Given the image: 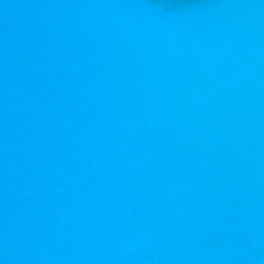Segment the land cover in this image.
<instances>
[{
  "label": "water",
  "instance_id": "obj_1",
  "mask_svg": "<svg viewBox=\"0 0 264 264\" xmlns=\"http://www.w3.org/2000/svg\"><path fill=\"white\" fill-rule=\"evenodd\" d=\"M0 264H264V0H0Z\"/></svg>",
  "mask_w": 264,
  "mask_h": 264
}]
</instances>
